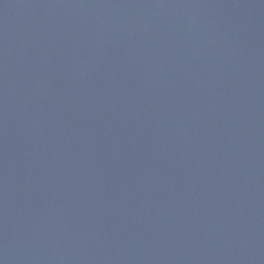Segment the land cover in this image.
<instances>
[{
	"label": "water",
	"instance_id": "obj_1",
	"mask_svg": "<svg viewBox=\"0 0 264 264\" xmlns=\"http://www.w3.org/2000/svg\"><path fill=\"white\" fill-rule=\"evenodd\" d=\"M0 264H264V0H0Z\"/></svg>",
	"mask_w": 264,
	"mask_h": 264
}]
</instances>
